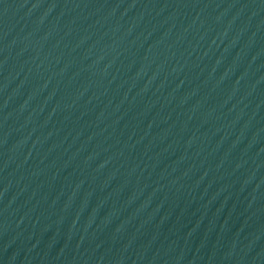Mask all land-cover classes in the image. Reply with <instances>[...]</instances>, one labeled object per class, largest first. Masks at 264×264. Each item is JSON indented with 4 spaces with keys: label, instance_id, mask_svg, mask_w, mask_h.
Segmentation results:
<instances>
[{
    "label": "water",
    "instance_id": "obj_1",
    "mask_svg": "<svg viewBox=\"0 0 264 264\" xmlns=\"http://www.w3.org/2000/svg\"><path fill=\"white\" fill-rule=\"evenodd\" d=\"M0 264H264V0H0Z\"/></svg>",
    "mask_w": 264,
    "mask_h": 264
}]
</instances>
